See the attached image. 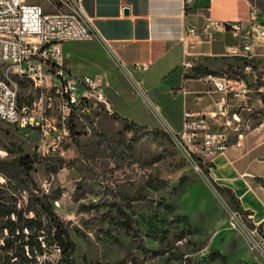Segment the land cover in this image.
Segmentation results:
<instances>
[{"label": "rangeland", "instance_id": "rangeland-1", "mask_svg": "<svg viewBox=\"0 0 264 264\" xmlns=\"http://www.w3.org/2000/svg\"><path fill=\"white\" fill-rule=\"evenodd\" d=\"M27 1L42 4L47 13L62 10L60 0ZM223 38L229 45L240 41L231 34ZM96 41L65 44L63 70L95 79L109 105L79 123L58 153L46 152L38 131L0 121V203L26 205L27 177L2 164L23 160L67 225L78 264H264L263 228L228 192L217 189L213 167L185 157L164 129L169 124L175 132L182 130L181 100L158 105L163 106L158 111ZM230 53L222 58L227 68L219 73L243 79L249 92L229 95L237 100H230L227 115L215 125L217 129L230 121L222 128L234 141L236 129L245 132L264 120V69L255 58ZM203 60L187 59L194 78L204 74ZM4 73L0 66V76ZM11 75L19 104L39 95L30 83ZM175 77L145 93L153 97ZM132 122L138 127L130 129ZM2 227L0 219V245L6 235Z\"/></svg>", "mask_w": 264, "mask_h": 264}, {"label": "built area", "instance_id": "built-area-1", "mask_svg": "<svg viewBox=\"0 0 264 264\" xmlns=\"http://www.w3.org/2000/svg\"><path fill=\"white\" fill-rule=\"evenodd\" d=\"M62 10L47 13L42 4L27 0H0V121L24 131H38L46 152L63 151L72 137L71 127L87 123L99 106L109 105L105 89L95 79L71 76L63 70V46L69 42L98 40L99 34L85 13L80 0H60ZM193 0H184L186 6ZM206 36L228 33L238 38L239 46L231 54L247 58L264 56L255 50L264 44V15L251 7L247 18L219 20L207 18L202 26ZM198 36V29L186 27L185 43L189 45ZM187 54V52H186ZM189 55V54H188ZM132 81L138 93L145 97L141 84L132 71L116 62ZM187 71L194 66L184 62ZM136 71H146L148 65H136ZM30 83L37 97L19 104L17 82ZM214 90L225 96L218 102L221 114L227 97L245 96L249 90L243 79L226 75L206 74L202 77ZM236 114L234 118H236ZM175 147L188 159L210 164L228 149L229 137L214 128L207 114L184 112L180 132L169 131Z\"/></svg>", "mask_w": 264, "mask_h": 264}, {"label": "crops", "instance_id": "crops-1", "mask_svg": "<svg viewBox=\"0 0 264 264\" xmlns=\"http://www.w3.org/2000/svg\"><path fill=\"white\" fill-rule=\"evenodd\" d=\"M80 3L99 34L96 42L103 54L109 62L129 67L145 92L176 76L153 97L146 94L148 104L160 111L163 106L158 105H175L181 100L184 112L207 114L214 128L227 115L230 100L237 99L228 96L225 114H221L218 102L225 95L216 92L201 75L194 78L184 62L204 58V73L226 69L227 62L222 58L229 56L227 51L236 50L239 41L227 44L223 36L228 33L206 36L202 32L205 20L247 18L251 7L264 15V0H193L188 6L184 0H80ZM188 26L198 29V36L189 45L185 43ZM255 50L264 52V44ZM255 59L264 69V56L257 55ZM136 65H148V69L136 71ZM203 85L210 88L201 90ZM229 123L222 122L217 128L228 137L227 128L222 127ZM164 129L174 131L169 124ZM236 130L234 141L229 137L228 149L212 160L211 176L217 185L234 192L244 210L252 213L254 224L264 230V120L252 128L247 126L245 132Z\"/></svg>", "mask_w": 264, "mask_h": 264}, {"label": "trees", "instance_id": "trees-1", "mask_svg": "<svg viewBox=\"0 0 264 264\" xmlns=\"http://www.w3.org/2000/svg\"><path fill=\"white\" fill-rule=\"evenodd\" d=\"M206 74L223 75L208 71L201 76ZM129 125L130 129L138 127L133 122ZM71 129L72 135H75V128ZM2 164L25 175L30 185L27 203L23 208H19L17 203H0V219L6 232L0 245V264H78L75 258L76 244L67 225L56 213L49 196L38 189L25 161ZM209 167H213L212 163ZM205 173L210 174L208 170ZM215 185L218 190L228 192L241 209L242 205L231 189ZM0 198L3 196L0 195ZM246 213L252 215L249 211ZM251 226L255 228L254 224ZM54 252L57 253L56 259L52 258Z\"/></svg>", "mask_w": 264, "mask_h": 264}, {"label": "water", "instance_id": "water-1", "mask_svg": "<svg viewBox=\"0 0 264 264\" xmlns=\"http://www.w3.org/2000/svg\"><path fill=\"white\" fill-rule=\"evenodd\" d=\"M127 12V11H126Z\"/></svg>", "mask_w": 264, "mask_h": 264}]
</instances>
